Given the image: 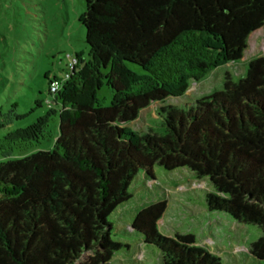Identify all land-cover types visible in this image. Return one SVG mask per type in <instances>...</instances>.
<instances>
[{
    "label": "trees",
    "instance_id": "trees-1",
    "mask_svg": "<svg viewBox=\"0 0 264 264\" xmlns=\"http://www.w3.org/2000/svg\"><path fill=\"white\" fill-rule=\"evenodd\" d=\"M85 5L80 21L92 59L78 52L63 76L46 75L50 84L63 81L55 93L54 145L0 160V264H113L130 244L112 237L110 216L132 199L130 187L141 172L155 180L156 166L187 168L209 180L210 211L259 225L263 234L250 251L264 264V54L240 80L228 71L222 89L183 106H160L162 132L128 124L150 104L183 96L194 80L241 60L250 36L264 26V0ZM89 80L95 82L90 99L78 98L91 89ZM104 83L113 91L109 105L97 100ZM55 112L29 126L33 136L8 140L40 139ZM167 208V200L142 208L125 231L156 247L163 264H223L194 233L161 232Z\"/></svg>",
    "mask_w": 264,
    "mask_h": 264
},
{
    "label": "rangeland",
    "instance_id": "rangeland-1",
    "mask_svg": "<svg viewBox=\"0 0 264 264\" xmlns=\"http://www.w3.org/2000/svg\"><path fill=\"white\" fill-rule=\"evenodd\" d=\"M85 8V0H0V160L54 145L59 132L60 104L50 92L46 75L63 76L78 52L85 60L92 59L93 49L86 40L87 28L80 21ZM261 54H264V26L250 36L241 60L217 68L201 81L194 80L183 96H170L166 101L150 104L128 124L139 131L162 132L157 117L160 106H183L222 89L228 71L235 80H240L250 61ZM77 64L80 67L82 63L77 60ZM94 84L89 80L91 89L78 98L89 100ZM112 98V89L106 83L100 85L97 100L109 105ZM53 110L56 112L50 115L40 139L8 140L33 136L29 126ZM211 189L209 180L197 179L187 168L169 171L156 166L153 182L141 172L130 187L132 199L110 216L115 227L112 237L130 244L117 254L113 264H163L156 247L142 245L139 237L125 231L142 208L160 200L168 201V208L158 222L164 234L194 233L198 243L218 254L223 264H259L250 249L263 234L261 227L241 223L225 211H210L206 195Z\"/></svg>",
    "mask_w": 264,
    "mask_h": 264
},
{
    "label": "built area",
    "instance_id": "built-area-1",
    "mask_svg": "<svg viewBox=\"0 0 264 264\" xmlns=\"http://www.w3.org/2000/svg\"><path fill=\"white\" fill-rule=\"evenodd\" d=\"M76 61V60H75ZM74 61V62H75ZM70 75H71V73L70 72H67L66 74H65V78H64V80H66V79H68L69 77H70ZM62 83H63V81L62 80H59V79H54L52 82H51V84H50V92L51 93H56V92H58L59 91V89L61 88V86H62Z\"/></svg>",
    "mask_w": 264,
    "mask_h": 264
}]
</instances>
